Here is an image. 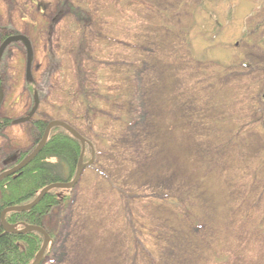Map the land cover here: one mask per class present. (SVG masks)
Returning <instances> with one entry per match:
<instances>
[{"label":"rangeland","instance_id":"374dc122","mask_svg":"<svg viewBox=\"0 0 264 264\" xmlns=\"http://www.w3.org/2000/svg\"><path fill=\"white\" fill-rule=\"evenodd\" d=\"M4 28L32 59L0 43V173L34 149L32 119L95 150L40 264H177L187 227L157 205L190 188L210 229L182 264H264V0H0Z\"/></svg>","mask_w":264,"mask_h":264},{"label":"trees","instance_id":"16d2710c","mask_svg":"<svg viewBox=\"0 0 264 264\" xmlns=\"http://www.w3.org/2000/svg\"><path fill=\"white\" fill-rule=\"evenodd\" d=\"M242 68L249 69L247 66ZM237 74V72H234L231 77H226V80L233 77L237 78ZM212 85H214V80ZM255 113L261 114V110H257ZM48 123L45 120L33 122L35 132L38 135L34 149L40 142ZM8 125H10L8 119L0 120V133ZM246 131H248L246 134L241 131L239 133L231 131L232 133L227 142L221 145L222 149L228 148L231 144H233L232 147H239L241 145H239L238 139L242 142V138L247 139L248 137L246 136L250 132L258 133L256 128H250ZM34 149L26 154H21L18 157V162L23 160ZM81 152L80 141L64 128L54 127L50 132L46 145L33 161L18 174L0 182V218L3 210L8 207L31 203L46 186L53 183L71 181L76 174ZM88 160L90 158H85V161ZM256 180H258L257 175ZM252 186L251 195H253L255 187L254 185ZM60 191L64 190H51L39 204L29 211L9 212L6 215L7 222L18 227L26 224L41 226L46 230L44 224L50 212L58 207L62 201L65 203L71 200L67 193L63 195L64 198H61L59 195ZM69 191L71 190H65L64 192L69 193ZM196 197H193V189L190 188V191L181 193L179 196L174 193L169 195V199L161 200V203L157 205L158 209L164 207L178 213L179 222L182 221L187 227V234L179 236L176 242L177 250L180 251L175 261L177 264L187 263L188 260L191 262L192 258L190 260V256L186 255L197 252L200 241H208L207 238L203 240L202 235L209 231L210 224L205 218L206 214L204 213L206 212L201 210L203 207L197 206ZM43 242L44 237L38 232H30L28 234L8 233L4 231L0 223V264H31L41 249ZM160 261L157 258L156 264H161Z\"/></svg>","mask_w":264,"mask_h":264},{"label":"water","instance_id":"95a60500","mask_svg":"<svg viewBox=\"0 0 264 264\" xmlns=\"http://www.w3.org/2000/svg\"><path fill=\"white\" fill-rule=\"evenodd\" d=\"M2 101V91L0 88V104ZM36 111V108H34L33 113ZM54 127H62L65 130H67L70 134H72L74 137H76L82 144V153L79 159L78 163V168L75 177L73 178L72 181L70 182H58V183H53L41 190L39 195L29 204L22 205V206H13V207H8L3 210L1 213V224L5 230V232L8 233H13V234H27L30 232H38L43 235L44 237V243L39 250L38 254L35 257V260L33 264H40L44 258L45 252L47 247L49 246V243L51 241V237L49 236L48 232L41 226H34V225H24L23 229H18L16 225H11L7 222L6 220V215L9 212H24V211H29L33 209L37 204H39L43 198L47 195L48 192H50L53 189H72L76 186L77 182L79 181L81 174L83 170L85 169L86 166L91 165L94 162L95 159V150L93 149V145L91 142H89L87 139H85L76 129H74L71 125H69L67 122L60 121V120H54L48 123V126L44 132L42 140L39 142V144L36 146V148L28 155L26 156L18 165L14 166L13 168L3 171L0 173V182L12 175H15L19 171L23 170L27 165H29L33 159L42 151L44 146L46 145L49 135L51 130ZM86 144L92 147V159L88 164H84L83 159H84V153L86 149Z\"/></svg>","mask_w":264,"mask_h":264},{"label":"flooded vegetation","instance_id":"af4514ba","mask_svg":"<svg viewBox=\"0 0 264 264\" xmlns=\"http://www.w3.org/2000/svg\"><path fill=\"white\" fill-rule=\"evenodd\" d=\"M44 10V9H43ZM43 10L41 11V12H39V14H43L44 12H43ZM39 11V10H38ZM32 25V28H33V31L35 30V29H40V27L41 26H39L38 24H31ZM52 28V31H53V26H48V29H51ZM4 30H6L5 32L6 33H4L1 37H0V43H1V45L5 48V47H7L8 45H19L20 47H23V48H25L26 50H27V55H26V59H27V63H29L30 61H29V59H32V57H31V53H30V48H31V35H30V33H21V32H19V31H13L12 29L10 30H8L7 28H4ZM40 31H42V30H40ZM39 30L38 31H36L37 33H39L40 32ZM51 32V31H50ZM51 38H53V35L51 36ZM21 58L22 57H19L18 56V59L19 60H21ZM29 64H31V63H29ZM0 87H2V80H1V77H0ZM34 110V109H33ZM33 110H32V112H33ZM31 112V113H32ZM36 112V111H35ZM35 112L33 113V115L35 114ZM31 113H30V115L29 116H27L26 117V119L27 120H30V119H32V116L33 115H31ZM4 119H8V118H6V117H2V116H0V120L1 121H4ZM34 121H36L35 119H32L31 120V123L33 124V122ZM13 123H15V121H12ZM38 145V144H37ZM86 147H89L90 149H91V146H89V145H87ZM15 162H14V165H13V167L14 166H16V165H18L21 161H19L18 162V157H17V159L16 160H14ZM12 167V168H13ZM87 167V166H86ZM22 171V170H21ZM21 171H19V172H21ZM18 172V173H19ZM18 173H16V174H18ZM15 174V175H16ZM12 176H14V175H12ZM11 177V176H10ZM3 181V180H2ZM0 223H1V221H0ZM10 224V223H9ZM12 225V224H11ZM27 225V224H26ZM1 226H2V224H1ZM17 226V225H16ZM23 227H24V225H22V226H20V227H18L17 226V228L18 229H23ZM2 228H3V226H2ZM4 229V228H3ZM5 231V230H4ZM28 234V233H27Z\"/></svg>","mask_w":264,"mask_h":264}]
</instances>
